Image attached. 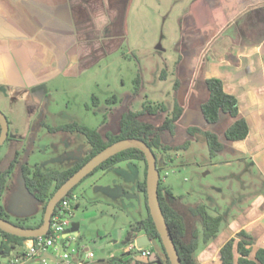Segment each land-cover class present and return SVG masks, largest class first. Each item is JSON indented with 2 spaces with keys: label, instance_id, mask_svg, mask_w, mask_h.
<instances>
[{
  "label": "crops",
  "instance_id": "1",
  "mask_svg": "<svg viewBox=\"0 0 264 264\" xmlns=\"http://www.w3.org/2000/svg\"><path fill=\"white\" fill-rule=\"evenodd\" d=\"M147 3L0 0V95L32 91L59 77L79 75L118 53L130 37L133 11L136 8L143 20V5L147 7ZM180 10L177 58L170 72L162 71L163 77L173 78L172 97L183 109L177 132L181 128L187 134L188 129L198 128L216 134L224 145L220 153L230 157L216 163L213 160L217 154L206 162L226 168L230 174L223 179L228 183L236 180L240 190L233 191L231 183L224 194L222 189L210 186L207 204L200 200L184 206L180 203L182 195L172 203L180 212L196 205H205L212 212L216 205L213 194L223 196L225 208L218 214L224 216V222L216 238L198 250V264H221V248L240 231L254 240L249 259L255 260L257 251L264 250V0H188ZM210 78L219 79L224 92L236 98L238 118L248 127L244 140H226L225 131L234 123L230 116L223 114L211 125L202 116L201 105L209 97L206 81ZM200 139L190 138L188 147L193 143L204 145ZM234 166L236 172L230 171ZM187 195L191 197L192 193ZM31 216L34 221L39 219L37 212ZM78 229L79 224L70 236L77 237ZM47 254L61 261L50 253L32 259L11 253V257L0 256V264L19 257V264H60L43 259ZM74 254V259L80 257L79 252ZM238 258L234 247L233 264H238ZM131 259L126 258L127 262ZM134 259L137 261V257Z\"/></svg>",
  "mask_w": 264,
  "mask_h": 264
},
{
  "label": "rangeland",
  "instance_id": "2",
  "mask_svg": "<svg viewBox=\"0 0 264 264\" xmlns=\"http://www.w3.org/2000/svg\"><path fill=\"white\" fill-rule=\"evenodd\" d=\"M187 1L148 0L147 7L143 5V20L137 16L136 8L133 11L130 37L118 53L109 55L79 75L59 77L32 91L0 95V112L8 123L7 139L0 146V175L7 172L16 158L0 198V205L10 222L31 226L35 221L26 219L27 216L37 212V217H41V205L24 187L23 166L31 169L39 166L45 172L67 170L90 152L83 135L51 133L48 128L75 122L105 135L118 130L123 113L138 112L150 103H163L168 112L173 109L174 81L171 75L163 77L162 71L170 72L177 58V19ZM137 77L140 85L136 93L134 81ZM113 97L117 99L116 103L110 101ZM164 118L165 114H160L145 120L159 124ZM180 129L175 137L164 135V144L182 147L191 137ZM156 155L158 167L162 166L163 160L173 159L166 169L160 170V178L162 185L170 187L175 197L184 196L180 201L184 206L200 200L207 204L210 186L222 189L224 194L231 183L233 191L240 190L236 180L228 183L223 179L230 174L226 168L221 164L212 167L206 162L209 160L206 144L193 143L186 150L156 152ZM229 157L219 153L213 162L221 163ZM236 167L229 170L236 172ZM143 178L144 163L129 161L117 164L108 172L98 170L78 184L73 190L72 201L73 207L76 204L78 207L65 219L69 221L68 229L79 224V235L67 238L61 253L79 252L78 259L71 254V261L76 264H134L126 260L130 244L127 232L131 224L147 217L144 195L137 188ZM213 196L216 205L214 211L209 212L215 215L225 208V202L223 196L216 193ZM182 213L190 237L191 231L200 229V225L187 211ZM85 248L88 251H84ZM146 249L164 259L158 240H152ZM88 253L93 256L85 259ZM135 254L137 252L130 255L135 257Z\"/></svg>",
  "mask_w": 264,
  "mask_h": 264
},
{
  "label": "trees",
  "instance_id": "3",
  "mask_svg": "<svg viewBox=\"0 0 264 264\" xmlns=\"http://www.w3.org/2000/svg\"><path fill=\"white\" fill-rule=\"evenodd\" d=\"M134 83L136 85L135 92L137 93L140 85L139 77L135 79ZM206 86L209 92V97L207 101L201 105V113L205 121L210 125L216 124L220 120L221 115H228L234 119V123L225 131L224 136L226 140L230 142L244 140L248 135V127L243 119L238 118L236 98L224 92L222 82L219 79H208L206 81ZM175 87H178L177 83L175 84ZM93 100L94 102L97 101L96 98H93ZM110 101L116 103L117 99L113 97ZM182 112L183 109L179 107L177 103L170 112L167 111V108L163 103H150L148 105H144L138 112L123 113L119 120L118 130L113 133L107 132L105 135H102L100 132H98V130L89 129L75 122L61 127L48 128L49 132L51 133L67 132L83 135L90 146V152L85 158L67 170H54L45 172L39 166H35L32 169L27 165L23 166L21 171L24 187L26 191L41 205V217L31 226H25L23 223L13 224L23 228H37L41 226L45 206L57 189L87 161L115 142L124 139H137L143 141L154 153L156 157V163V152L166 153L171 150L176 152L180 149L186 150L190 144L189 140L186 141L182 147H171L167 144H164L163 142L164 135L174 136L177 133V123L182 115ZM160 114H165V118L159 124L145 120L146 117H155ZM187 134L191 138L200 137L203 139L208 148L210 159L215 158L216 155L222 152L224 149V145L219 141L218 136L210 131H202L198 128H190L188 129ZM129 161H139L144 163V178L143 181L138 183L137 188L138 191L144 195L147 217L130 225V228L127 232V241H131L140 233L146 235L151 240H158L164 252V259L157 257L158 259L155 263L170 264L160 241L158 232L148 211L146 197L147 165L143 153L137 149H128L122 151L106 160L86 178L90 177L98 170L108 172L112 170L117 164ZM15 162L16 158H14V160L9 165L7 172L0 175V198L4 192L8 174L12 170ZM163 162L165 166H168L173 162V159L169 158V161L163 160ZM157 169L160 173L162 167L157 166ZM74 188L65 198L61 200V202L73 197ZM158 198L164 220L169 228L181 264H198L196 259L198 250L201 246L208 245L213 239L216 238L220 232L221 225L224 222V216L220 214H211L208 207L205 205L189 207L187 211L189 217L197 220L200 225V229H193L189 237L186 217L182 212L176 209L172 203V201L177 200L178 197L173 195L170 188L162 185L161 178L159 179L158 185ZM61 202L57 204L55 212H57ZM0 218L9 221L6 210L1 205ZM27 218H32V216H27L26 219ZM26 240V238L16 237L0 230V256L11 257V253L21 255L23 252L24 242ZM253 243L254 240L246 232H238L221 248V264H233L234 247H236V251L239 254L238 264H264L263 249L257 251L255 260L249 259L251 246ZM129 261H133L134 264H146L136 261L135 259H131ZM152 263L154 262H150L148 264Z\"/></svg>",
  "mask_w": 264,
  "mask_h": 264
},
{
  "label": "water",
  "instance_id": "4",
  "mask_svg": "<svg viewBox=\"0 0 264 264\" xmlns=\"http://www.w3.org/2000/svg\"><path fill=\"white\" fill-rule=\"evenodd\" d=\"M7 136V119L0 112V146L6 141ZM128 149H137L144 155L147 165L146 197L150 217L158 232L160 241L170 264H181L178 252L172 240L169 228L164 220L159 203L158 185L160 173L157 169L156 157L152 150L146 145V143L137 139H124L109 145L104 150L92 157L89 161H87L79 170H77L66 182H64L57 189V191L47 202L41 226L37 228H23L0 218V230L7 234L26 239L46 236L48 234L51 218L55 212L57 204L60 203L61 200L65 198L75 186H77L84 178L91 174L102 163L115 156L116 154ZM77 228L78 224H73L70 229L64 231L65 237L71 235L70 232H73ZM131 241H134L138 248L149 247L152 242V240L146 235L136 236ZM60 242L62 243L63 241L61 240ZM43 259H50L51 261L61 263L60 260H56L55 257L48 254ZM157 259L158 258L155 254H151L149 257H137V261L146 264L150 262H156Z\"/></svg>",
  "mask_w": 264,
  "mask_h": 264
},
{
  "label": "built area",
  "instance_id": "5",
  "mask_svg": "<svg viewBox=\"0 0 264 264\" xmlns=\"http://www.w3.org/2000/svg\"><path fill=\"white\" fill-rule=\"evenodd\" d=\"M72 201L73 197L61 202L57 212H54L51 218L50 228L46 236L27 239L24 242L22 252L23 258L32 259L41 256L42 254L50 253L60 257V264H74L71 261V254L75 253L74 250H72L71 253L65 251L61 253V248L65 245L67 238L71 237L70 235L65 237L64 231L69 227V221L65 219V217L71 215L74 210ZM61 240L63 241L62 243L60 242ZM146 248L147 247L138 248L134 241H130L126 254L131 258L149 257L151 254ZM132 252H137L135 257L130 255ZM86 256L89 259L93 255L88 253ZM19 262L20 257L12 261L13 264H19Z\"/></svg>",
  "mask_w": 264,
  "mask_h": 264
}]
</instances>
